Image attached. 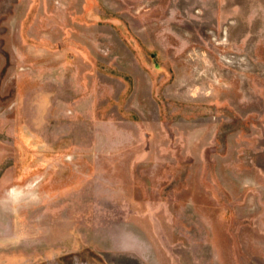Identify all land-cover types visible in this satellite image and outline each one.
Masks as SVG:
<instances>
[{
  "label": "rangeland",
  "instance_id": "1",
  "mask_svg": "<svg viewBox=\"0 0 264 264\" xmlns=\"http://www.w3.org/2000/svg\"><path fill=\"white\" fill-rule=\"evenodd\" d=\"M263 20L0 0V264H264ZM89 71L96 105L69 106Z\"/></svg>",
  "mask_w": 264,
  "mask_h": 264
},
{
  "label": "crops",
  "instance_id": "2",
  "mask_svg": "<svg viewBox=\"0 0 264 264\" xmlns=\"http://www.w3.org/2000/svg\"><path fill=\"white\" fill-rule=\"evenodd\" d=\"M58 26V25H57ZM262 27H264V20H263V24L261 25ZM54 47L56 48L55 50L59 53V55L62 54V56L65 58V56H67L69 59L71 60H75V62L77 61V59L79 60L80 63H84V59H87L91 57V53L92 51L89 49V45L85 46V50L82 49H78L75 50V46H68L67 49L68 51L71 52V54H67L65 52V45L63 43V40H57L56 42L53 43ZM63 46V47H62ZM88 50V51H87ZM59 57V56H58ZM90 75H88V74ZM81 79L85 78L84 80L80 81L79 83H76L78 85V87L73 88V94L72 96L69 98V100L66 102L69 106H81V105H96V100H97V96H98V88L96 82L94 81V85L91 83V81H89V77L91 76V72H86V73H81ZM49 87V86H47ZM64 100V99H63ZM64 104H65V100H64ZM63 165V164H62Z\"/></svg>",
  "mask_w": 264,
  "mask_h": 264
}]
</instances>
